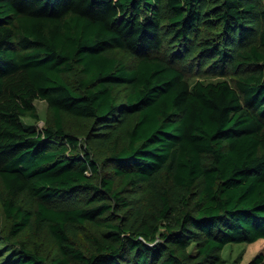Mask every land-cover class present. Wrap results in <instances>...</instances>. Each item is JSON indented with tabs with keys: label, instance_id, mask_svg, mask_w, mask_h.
I'll list each match as a JSON object with an SVG mask.
<instances>
[{
	"label": "trees",
	"instance_id": "trees-1",
	"mask_svg": "<svg viewBox=\"0 0 264 264\" xmlns=\"http://www.w3.org/2000/svg\"><path fill=\"white\" fill-rule=\"evenodd\" d=\"M63 115L125 129L112 176ZM0 185L6 238L37 226L57 252L18 241L0 264H219L264 240V0H0Z\"/></svg>",
	"mask_w": 264,
	"mask_h": 264
},
{
	"label": "rangeland",
	"instance_id": "rangeland-1",
	"mask_svg": "<svg viewBox=\"0 0 264 264\" xmlns=\"http://www.w3.org/2000/svg\"><path fill=\"white\" fill-rule=\"evenodd\" d=\"M207 34L212 35L213 33L207 32ZM124 60L129 67L134 65L133 58L124 57ZM201 75H203V78L206 80L215 81L217 79L215 75L210 73L202 72ZM236 77L237 74L231 73L229 70L225 76V78L229 81H235ZM33 103L37 111V119L23 117L21 120L25 126L42 130L51 122L47 103L40 99H36ZM63 120L66 131L77 137L79 141L78 151L80 154L83 155L86 151L99 163L97 175L88 171V176H93V180L98 182L101 177L111 175L113 167L116 164L109 157L111 156V152L114 147L120 148L124 145L125 129H115L111 137L107 135H95L92 134L93 131L90 128L89 123L83 119L63 115ZM135 190H137V188ZM135 190H128L129 192H127V194L132 195ZM139 190L141 195L143 188H139ZM123 194L125 195L126 193ZM87 199L88 195L86 193L76 192L68 194L57 200L55 205L58 207L84 206ZM29 203H31L32 206L35 204L34 201L29 199L24 200L25 205H28ZM8 227L9 222L4 219L2 202L0 199V251L2 254L7 255L13 249H17L19 246L18 241H22L26 246L37 250L39 254L45 256L47 261L57 257L54 241L45 229L37 226L26 228L16 238H14V240L10 241L6 238ZM95 230L96 228L92 224H84L82 226L78 225L71 237L74 241L87 246V238L91 233H94ZM259 255L263 257V262L261 264H264L263 239L251 244H231L225 246L221 251H219V256L222 259L219 264H257L254 260ZM71 264L77 263L71 262Z\"/></svg>",
	"mask_w": 264,
	"mask_h": 264
}]
</instances>
